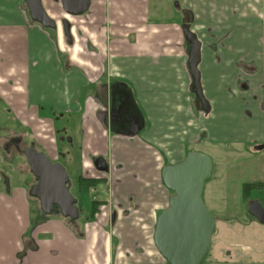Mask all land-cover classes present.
Wrapping results in <instances>:
<instances>
[{
  "label": "crops",
  "instance_id": "obj_1",
  "mask_svg": "<svg viewBox=\"0 0 264 264\" xmlns=\"http://www.w3.org/2000/svg\"><path fill=\"white\" fill-rule=\"evenodd\" d=\"M150 1L90 0L86 14L76 18L86 21L85 28L73 29L72 45L66 43L67 51L77 50L80 56L70 52L65 61L70 68L65 69L60 56L66 48L59 24L55 34L49 33L31 20L25 0H0V100L17 118L25 117L27 108L32 117L37 116V106L45 104L61 118L78 116L81 157L86 163L82 174L96 176L88 164L93 156L103 155L109 163L106 179L93 188L98 211L84 229L79 222L71 227L57 215L30 227L31 204L24 186L9 183L1 190L0 264H152L153 250L147 248L153 245L157 216L168 208L171 197L162 181V168L166 161H182L190 143L219 152L254 145L248 148L252 156L248 168L253 171L255 166L258 178L254 182H262L257 189L260 197L255 198L264 207V0L175 2L182 20V9L192 13L190 30L199 43L197 68L210 105L205 119L201 112L196 116L190 105L192 77L182 20L158 23L149 16ZM41 3L50 17L69 15L59 0ZM168 17L167 21L172 16ZM201 23L208 25V35ZM78 30L87 33L89 44L84 47L76 40L81 36ZM210 37L223 39L220 53L209 46ZM106 38L114 40L109 48ZM175 43L184 49L174 47ZM225 49L229 54L221 71L215 59L221 61ZM237 58L255 62L257 75L241 73L234 65ZM85 71H102L104 78L95 83ZM110 98L119 104L112 124ZM99 112L113 128L108 136L98 120ZM42 150L50 160H59L60 148ZM257 221L260 226L248 217L243 225L259 232L264 222ZM248 241L244 247L254 246L253 239ZM112 242L114 254H110Z\"/></svg>",
  "mask_w": 264,
  "mask_h": 264
},
{
  "label": "rangeland",
  "instance_id": "obj_2",
  "mask_svg": "<svg viewBox=\"0 0 264 264\" xmlns=\"http://www.w3.org/2000/svg\"><path fill=\"white\" fill-rule=\"evenodd\" d=\"M177 1L180 0H152V4L150 1L149 4L151 5V8L149 11V16L158 20V23L160 24H163L164 22L171 23V21H174L176 19H179L178 21H181L182 17L179 12V9L181 8L179 7L177 10V6L175 3ZM168 15L172 16L169 21L166 20L170 18H167ZM78 17L79 15H68L66 17V19L71 24L70 32H72L73 29H78L79 27H81L79 28L81 30L85 28L84 22L86 21L78 22L76 20V18ZM208 17L210 20V15H208ZM51 18L55 20V22L59 23V31L61 32V36L65 41L64 47L66 48V51H62V57L64 56L66 60V58L70 56V52L75 58H77V56H80V52H77V50L67 51V48L69 47L66 44V36H64L65 34H63V28L61 27L62 24H60L61 17L58 18V16H55ZM214 19L215 18L213 17L211 20ZM190 25L191 22L189 24V28ZM201 25L202 27L205 26L202 23ZM160 27H163V25L155 27V29H160ZM43 28L49 33H56L54 28ZM207 28L208 25L206 27V34L208 35L210 30H208ZM81 30H78V34H81ZM176 31L177 30L175 29L174 35L172 34L175 39L176 36H178ZM180 33L181 29L179 28V35ZM86 34L87 33L85 31L84 34L82 33L80 37L76 38L79 45L83 47L84 45L86 46L87 43L89 44V41H87L85 36ZM113 41L114 40H109L108 38H106V46L109 48ZM210 41L211 42L209 46L214 49V53H220L219 45L222 43L223 39H213L210 37ZM174 47L181 48V44L177 43L176 45L175 43ZM226 47L230 46L226 44ZM91 48L92 47L87 45V50L90 53L94 54L95 51H93L94 49L92 50ZM182 49L184 48H181L180 50ZM74 52L76 54H74ZM89 52L88 55H90ZM221 53H223L224 55L223 59H221V61L219 59H215V62L219 65V69L221 71H224V67L222 64L229 53H227V49L223 51L221 50ZM216 56L217 58H219L218 55ZM237 60L234 62V65H236L237 68L240 69L241 73L250 74L251 72V74H253L254 76L257 75L258 67L255 62L247 63L244 62L242 58H237ZM211 65L213 66V62L211 63ZM86 69L88 70V67H86ZM90 73L91 72L88 73L89 78L91 77ZM112 82L114 81L112 80L111 83ZM241 82L246 83L243 81ZM200 88L202 97L209 104V101L202 91L201 83ZM190 92V105L195 115L198 116V112H201V119H205V117L208 118L210 105L207 109L201 107L199 99H197L195 96L193 97L194 94L192 92V87ZM25 111L27 112L25 113V117L22 118V116L20 115L16 120H14L0 106V144L1 142H3V140L9 139L11 136H19L21 137L20 143L22 145L21 150L14 148L7 150L3 148L2 145H0V190H3L7 186V184H5L4 182L5 177L9 179V183H11L12 185L24 186L26 191H28V189L30 190L31 186L36 182V178L31 174L27 157L24 154V148L30 146L31 142H35L36 148H44L48 152H50V147H52L53 150H57V148H60L62 155L57 162L65 167L69 175L71 182L69 189L77 197L78 203L81 208L80 217L77 222L81 223L80 226H82V228L84 229L83 225L91 223L93 220L92 216L89 215L90 204L97 197V191L94 189L88 191H79V189H76L74 185L76 182L75 179H77L78 176L83 175L81 170L84 168L83 166L86 165L85 162H82L81 150L79 149V126L81 119L78 116H67L66 118L58 117L57 119H55L50 106L47 104L41 106V113L37 116L32 117V112L29 108L25 109ZM103 122L105 123L104 118ZM106 126L108 125L106 124ZM111 132L112 131L109 128L108 130L106 129L105 134L108 136ZM58 134H62L64 136V140H59ZM67 136H70L71 138L69 142L65 140ZM249 144L250 143L244 144L243 150L233 152H219L214 150L215 148L206 151L202 150L201 148L203 147L199 146L198 144L190 143L186 145V153H188L189 150L193 151L197 149V151H201L207 154L212 159L213 164L211 175L209 179L204 183L201 199L215 217V228L211 236V245L209 252L201 264H264V229L260 230L259 232H254V229L251 226L247 227L246 225H243V222H248V217H250L254 220V222H256V224L254 223L256 226H260L257 219L248 212V201L255 199L257 200V198L255 197H260L257 189L260 190L262 187V182H254L258 178L255 166L253 171H250L248 168V165H251L249 164V159L252 158V156L249 155L250 149L248 148H252L254 146ZM226 148L230 150L232 149V146H226ZM253 154H257L256 150H253ZM67 156L71 158V161H69ZM254 158H256V156ZM90 163L92 162L89 161L88 164ZM166 163L168 162H164V164ZM259 164L260 159H255V165L258 167ZM94 172L96 171L94 170ZM246 184L251 185V188L245 189L244 185ZM170 194L172 195L171 192ZM261 198H263L262 195ZM31 201L32 202L30 204L31 207H33V209L31 210L32 216L35 218L38 217V209L41 208V204L38 203L36 198L31 199ZM217 218L221 219V221H217L216 223ZM248 239L254 240V246H243L248 244V242H251L248 241ZM261 244L263 245V247L261 246ZM115 245L116 244L114 242L111 243L110 254L115 253ZM148 249L153 250L154 262L152 264H168L165 258L160 255L159 251L155 247L154 241L153 245L147 248V250ZM111 264L114 263L111 262Z\"/></svg>",
  "mask_w": 264,
  "mask_h": 264
},
{
  "label": "water",
  "instance_id": "obj_3",
  "mask_svg": "<svg viewBox=\"0 0 264 264\" xmlns=\"http://www.w3.org/2000/svg\"><path fill=\"white\" fill-rule=\"evenodd\" d=\"M30 18L46 28L55 27V21L44 10L41 0H25ZM69 15L87 11L90 0H59ZM63 32L70 38V22L62 19ZM199 43L191 49L188 64L198 93H201L200 74L197 68ZM262 147V146H260ZM32 173L39 178L30 194L40 199L42 209L49 213L58 206L66 217L77 218L76 199L69 192V180L65 167L52 162L44 152L33 148L24 150ZM98 170H107L103 157L94 159ZM212 159L197 150L190 151L177 163H168L162 168L161 177L165 186L173 192L168 208L157 216L153 241L160 255L168 264H201L207 256L215 217L201 199L203 186L212 172ZM248 211L264 222V207L258 200L248 202Z\"/></svg>",
  "mask_w": 264,
  "mask_h": 264
},
{
  "label": "flooded vegetation",
  "instance_id": "obj_4",
  "mask_svg": "<svg viewBox=\"0 0 264 264\" xmlns=\"http://www.w3.org/2000/svg\"><path fill=\"white\" fill-rule=\"evenodd\" d=\"M89 9V8H88ZM88 9H87V11H88ZM86 11V12H87ZM86 12H84L83 14H86ZM80 15H82V14H80ZM64 18H66V17H62L61 19H60V22L62 21V19H64ZM55 21V20H54ZM56 23V25H55V27H53L54 29L57 27V25L59 24L58 22H55ZM60 24H62V22L60 23ZM71 25V24H70ZM61 27L63 28V26L61 25ZM71 27V26H70ZM49 29H51V28H49ZM79 32V31H78ZM82 34V33H81ZM70 36H71V34H70ZM67 37V36H66ZM68 38V37H67ZM69 39V41H71V43L73 42V40L71 39V37L70 38H68ZM72 45V44H71ZM85 74L86 75H88L89 76V74H88V72L87 71H85ZM90 76L92 77V78H94L93 80V82H95V83H101L102 82V80H101V77H102V71H98V73H91L90 74ZM103 78V77H102ZM112 80V79H111ZM116 105H119L118 103H115V100L113 99V98H110V101H109V108H108V114H110V119H111V124H112V120H114L115 118H116V116H115V113H114V108L116 107ZM0 106L4 109V111L12 118V119H14V120H16L17 119V117L14 115V113H13V111H12V109L6 104V103H4V102H2L1 100H0ZM41 106L42 105H38L37 106V109H38V115H39V111L41 110ZM51 108V107H50ZM51 111H52V113H54L53 112V109L51 108ZM104 113H100L99 112V115H100V117L98 118V120H99V122L104 126V128L105 129H113L110 125H108L109 124V121L106 119V117L104 116L103 118H104V121H105V123L108 125V126H106V124L103 122V119H101V117H102V115H103ZM16 124H17V122H16ZM21 124V123H20ZM120 127H121V125H118V126H116V128H118V129H120ZM60 140H64V136L62 135V134H60ZM65 140H67V142H69L70 141V136H67L66 137V139ZM21 137H19V136H11L9 139H5V140H3V142H1V144L0 145H2V147L3 148H5V149H7V150H10L11 148H14V149H22V145H21ZM35 142H31V144H30V146H28L27 148H24L25 150L26 149H29V148H33V149H36V147H35ZM79 149L81 150V145L79 146ZM43 152V151H42ZM59 155L61 156L62 154H61V150L59 151ZM47 156V155H46ZM97 157H103L104 159H105V161H106V164H107V170H98L97 168H96V166H95V164H94V159L95 158H97ZM52 161V160H51ZM90 161L92 162V163H90V165L93 167V169L97 172L95 175L96 176H93V175H80V176H83V177H96V178H98L99 180H100V182H102L103 180H105L106 179V175H107V173L109 172L108 170H109V163H108V160L106 159V157L105 156H103V155H97V156H93L92 158H90ZM52 162H57L56 160L55 161H52ZM35 176V175H34ZM69 176V175H68ZM80 176H78V177H80ZM35 178H36V182L31 186V188H30V190H29V193H30V191H31V189H32V187L33 186H35V185H37L38 184V182H39V178L38 177H36L35 176ZM75 181L77 182V179H75ZM4 182H5V184H7V186L3 189V190H5V189H7V187H8V185H9V179L7 178V177H5L4 178ZM76 182H75V184H76ZM99 182V183H100ZM70 184H71V182H70V178H69V180H68V182L66 183V186H67V188H70ZM78 184V183H77ZM76 184V189H79L78 188V185ZM98 184V183H97ZM96 184V185H97ZM73 185V184H72ZM95 185V186H96ZM94 186V187H95ZM94 187H92V188H90L89 190H91V189H93ZM1 191V190H0ZM69 192L72 194V196L74 195L70 190H69ZM33 196V195H32ZM34 197H36V196H34ZM37 199H39L38 197H36ZM76 199V198H75ZM39 201H40V199H39ZM249 201H251V200H249ZM248 201V202H249ZM40 204H41V202H40ZM98 203H96V205L94 206V207H92L91 205H90V216H92L93 217V215H94V213L96 212V211H98V205H97ZM75 206H76V208H77V212H78V217L77 218H72V217H69L70 218V221L73 223V224H75V222H77L78 221V219H79V217H80V205H79V203H78V200L76 199V202H75V204H74ZM55 207V206H54ZM41 209H42V205H41ZM43 210V209H42ZM53 210V209H52ZM51 210V211H52ZM44 211V210H43ZM87 217H88V215H87ZM94 220H92V222H93ZM103 233H106V231L105 230H103Z\"/></svg>",
  "mask_w": 264,
  "mask_h": 264
},
{
  "label": "trees",
  "instance_id": "obj_5",
  "mask_svg": "<svg viewBox=\"0 0 264 264\" xmlns=\"http://www.w3.org/2000/svg\"><path fill=\"white\" fill-rule=\"evenodd\" d=\"M180 6H177V9L179 8ZM28 10V9H27ZM179 11L181 12V9H179ZM182 11L184 12V14H183V20H182V22H181V25H182V27H183V30H184V45H185V48H186V51H187V54H188V56L190 55V52H191V49H192V47L194 46V44L195 43H197L198 42V39H197V36H196V34L195 33H193L191 30H190V28H189V24H190V22H191V20H192V13L189 11V10H187V9H182ZM32 20V19H31ZM33 22H35L34 20H32ZM47 29V28H46ZM71 37V39H72V36H70ZM66 42L70 45L71 44V41H69V39L66 37ZM60 59H61V61H62V64H63V66H65L64 68L65 69H68V68H70V66H68V65H66V63H65V57L63 56H61L60 57ZM187 64H188V62H187ZM188 69L190 70V68H189V64H188ZM191 74V73H190ZM192 77V76H191ZM191 87H192V92H193V94H194V96L197 98V99H199V102L201 103V107H203V108H205V109H207V108H209V104H208V102L202 97V94L201 93H198L197 92V89H196V86H195V83H194V78L192 77V82H191ZM53 116H54V118L55 119H57L58 117H60L61 116V114L60 113H56V112H54L53 113ZM58 139L60 140V134H58ZM35 145V144H34ZM36 151H43L42 149H40L39 147H37L36 149H35ZM190 152V151H189ZM168 163H166L165 165H167ZM164 165V166H165ZM31 170V169H30ZM31 172V174L34 176V174L32 173V171H30ZM35 177V176H34ZM100 182V180L98 179V178H96V177H83V176H80V177H78L77 178V185H78V188H79V191L80 190H85V191H88L90 188H92V187H94L97 183H99ZM244 188L245 189H247V188H251V185H249V184H246V185H244ZM68 190H70L69 188H68ZM171 193H172V195L171 196H173V192L172 191H170ZM250 192V191H249ZM26 195H27V199H28V201L31 203L32 201H31V199H33V198H36V197H34V196H32L30 193H29V189H28V191H26ZM73 197L74 198H76L77 199V197L75 196V195H73ZM37 199V198H36ZM78 200V199H77ZM37 201H38V203H40V201H39V199H37ZM96 203H98L97 201H95V200H93L92 202H91V206L92 207H94L95 205H96ZM31 208V210L33 209V207H30ZM54 215H57V216H60L62 219H64V220H66L67 222H68V224H70V226L71 227H73V223L70 221V218L69 217H66V216H64L62 213H61V211H60V209H59V207L58 206H55L54 208H53V210L51 211V212H49V213H46V212H44L41 208H39L38 209V217H33L32 216V218L30 219V227H32V226H34L35 224H37V223H39L40 221H42V220H45V219H47L48 217H50V216H54ZM29 227V228H30ZM75 231V233L76 234H78V232L76 231V230H74ZM29 233V229H28V232L26 233V235ZM79 236L81 235V234H78Z\"/></svg>",
  "mask_w": 264,
  "mask_h": 264
},
{
  "label": "built area",
  "instance_id": "obj_6",
  "mask_svg": "<svg viewBox=\"0 0 264 264\" xmlns=\"http://www.w3.org/2000/svg\"><path fill=\"white\" fill-rule=\"evenodd\" d=\"M61 4V3H60Z\"/></svg>",
  "mask_w": 264,
  "mask_h": 264
}]
</instances>
